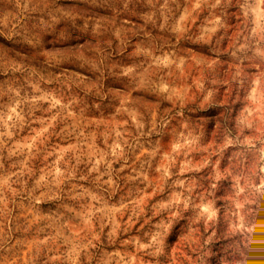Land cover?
Here are the masks:
<instances>
[{"label":"rangeland","instance_id":"rangeland-1","mask_svg":"<svg viewBox=\"0 0 264 264\" xmlns=\"http://www.w3.org/2000/svg\"><path fill=\"white\" fill-rule=\"evenodd\" d=\"M0 264H264V0H0Z\"/></svg>","mask_w":264,"mask_h":264}]
</instances>
